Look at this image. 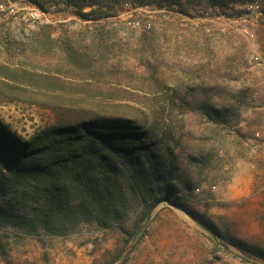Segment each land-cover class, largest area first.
<instances>
[{"label":"rangeland","instance_id":"1","mask_svg":"<svg viewBox=\"0 0 264 264\" xmlns=\"http://www.w3.org/2000/svg\"><path fill=\"white\" fill-rule=\"evenodd\" d=\"M55 1L0 0V83L6 81L2 67L9 65L71 84L75 73L63 64L60 50H47V44L67 37L82 41L84 31L99 25L112 31L105 61L118 69L101 78L98 92L116 83L149 90L157 82L165 89L156 94L158 87L151 88L153 99L169 107L175 96L179 103L185 101L188 108L176 111L180 162L185 167L189 155L212 152L208 164L189 168L197 172V189L188 206L213 225L264 245V0L244 5L238 16L219 14V8L184 15L126 2L119 16L96 22ZM33 8L44 10L48 23H32L28 12ZM136 22L141 27H134ZM143 43L150 45L144 59L139 51ZM95 60H100L98 51ZM117 94L112 98L120 100L123 95ZM16 96L0 86V120L23 138L57 121L53 109L43 107L45 99H11ZM200 103L218 108L220 122L191 109ZM189 215L161 203L129 244L116 231H99L92 224L67 237L12 233L0 239V264H249Z\"/></svg>","mask_w":264,"mask_h":264},{"label":"trees","instance_id":"2","mask_svg":"<svg viewBox=\"0 0 264 264\" xmlns=\"http://www.w3.org/2000/svg\"><path fill=\"white\" fill-rule=\"evenodd\" d=\"M61 2L77 8L84 20L96 22L119 16L126 2L184 15L219 8V14L230 16L243 14L241 7L253 0H56L54 4ZM111 33L99 25L84 31L82 41L67 37L47 44V50H60L63 64L75 73L77 80L71 84L66 78L21 66L2 67L7 81L0 83L2 91L17 95L11 98L15 101L23 95L45 99L43 107L53 109L58 119L29 139L0 120V239L12 233L67 237L92 224L99 231H116L129 244L157 206L170 201L212 229L222 245L237 250L246 262L264 264V245L213 225L188 206L189 195L197 189V172L189 168L212 159L210 151L189 155L185 167L180 162L176 111L189 105L179 103L177 96L170 107L153 99L165 89L157 82L149 90H130L116 83L98 92L101 78L118 69L105 61ZM143 44L142 59L150 49ZM117 93L123 95L120 100L112 98L119 97ZM191 109L220 122V110L214 106L200 103Z\"/></svg>","mask_w":264,"mask_h":264},{"label":"built area","instance_id":"3","mask_svg":"<svg viewBox=\"0 0 264 264\" xmlns=\"http://www.w3.org/2000/svg\"><path fill=\"white\" fill-rule=\"evenodd\" d=\"M69 8H70V10H76V8L72 5L69 6ZM146 8H149V6H146ZM28 19L32 23H36V24L48 23L46 12L44 10L39 9V8H33L30 12H28ZM133 26L134 27H141V24L139 22H136L133 24Z\"/></svg>","mask_w":264,"mask_h":264},{"label":"water","instance_id":"4","mask_svg":"<svg viewBox=\"0 0 264 264\" xmlns=\"http://www.w3.org/2000/svg\"><path fill=\"white\" fill-rule=\"evenodd\" d=\"M162 203H167V204H169L170 206L175 207V208L181 210L183 213L189 215L185 210H183V209L177 207L176 205H174V204H173L172 202H170V201H165V202H162ZM189 216H191V215H189ZM150 218H151V216L148 218V220H147V222H146L145 225L148 224ZM191 218H193V217L191 216ZM193 219H194V218H193ZM194 220H195V221H196V222H197L202 228H204L205 230H207L208 232H210V233L214 236V238H217V235H216L215 233H213V232L210 230V228H208L206 225H204V224L201 223L200 221H198V220H196V219H194ZM138 234H139V232L136 234V236H135V238H134V241H135V239H136V237H137Z\"/></svg>","mask_w":264,"mask_h":264}]
</instances>
